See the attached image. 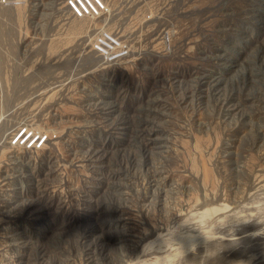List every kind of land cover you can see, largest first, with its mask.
<instances>
[{
    "label": "rangeland",
    "instance_id": "rangeland-1",
    "mask_svg": "<svg viewBox=\"0 0 264 264\" xmlns=\"http://www.w3.org/2000/svg\"><path fill=\"white\" fill-rule=\"evenodd\" d=\"M102 1L0 8V264H264V0Z\"/></svg>",
    "mask_w": 264,
    "mask_h": 264
},
{
    "label": "built area",
    "instance_id": "built-area-1",
    "mask_svg": "<svg viewBox=\"0 0 264 264\" xmlns=\"http://www.w3.org/2000/svg\"><path fill=\"white\" fill-rule=\"evenodd\" d=\"M16 0H0L1 11L14 6ZM106 4L102 0H64V8L74 19H97L106 12ZM94 50L109 60H118L126 52L119 37L109 29L98 31L94 40ZM22 132L16 138H19Z\"/></svg>",
    "mask_w": 264,
    "mask_h": 264
},
{
    "label": "bare ground",
    "instance_id": "bare-ground-1",
    "mask_svg": "<svg viewBox=\"0 0 264 264\" xmlns=\"http://www.w3.org/2000/svg\"><path fill=\"white\" fill-rule=\"evenodd\" d=\"M19 132H20V131H19ZM17 136H18V135H17ZM17 136H16V137H17ZM16 137H15V138H16ZM198 226H199V225H198ZM216 226H217V225H216ZM200 227H201V226H200ZM209 232H211V231H209ZM212 232H213V231H212ZM216 233H218V231H217ZM182 234H183V233H182ZM213 234H214V233H213ZM220 234H221V233H220ZM220 234H219V235H220ZM230 234H231V233H229V234L227 233V235H230ZM178 235H179V234H178ZM227 235H224V236H225V237H229V236H227ZM217 236H218V235H217ZM163 237H164V236H163ZM196 237H197V236H196ZM222 237H223V236H222ZM222 237H221V238H222ZM210 238H211V237H210ZM210 238H209V239H210ZM238 239H239V238H237V239H234V238H227V239H224V238H222L221 240H224V241H225V240H226V241H234V240H236L234 243H233V242H231V243H232V244H235V243L238 244V243H237V241H239ZM166 240H167V239H166ZM216 240H217V239H216ZM183 254H184V253H183ZM7 260H8V259H7ZM174 263H175V262H174Z\"/></svg>",
    "mask_w": 264,
    "mask_h": 264
}]
</instances>
